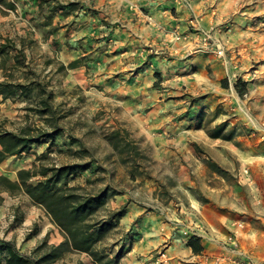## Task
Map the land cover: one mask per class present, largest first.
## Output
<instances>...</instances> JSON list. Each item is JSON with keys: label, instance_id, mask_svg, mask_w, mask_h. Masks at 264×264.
<instances>
[{"label": "rangeland", "instance_id": "1", "mask_svg": "<svg viewBox=\"0 0 264 264\" xmlns=\"http://www.w3.org/2000/svg\"><path fill=\"white\" fill-rule=\"evenodd\" d=\"M26 1H0V43L12 39L21 46L26 63L14 66L15 50L8 48L7 59L6 53L0 55V79L29 87L26 94L0 96V130L26 128L35 133L51 130L54 123L60 132L51 141L32 143L28 151L4 158L0 175L15 179L20 168L37 171L42 165L89 161V168L66 182L78 193L104 186L116 191L97 216L124 210L99 243L109 255L121 249L118 264L144 213L169 222V215L184 214L182 206H188L190 197L209 202L220 192L228 195L231 186L250 203L236 213L239 222H248L261 241L264 0H78L68 17L58 10L47 24L53 5L78 1L33 0L30 9ZM178 4L185 13L194 9L205 34L191 23V13L183 18L182 30L168 26L152 39H126L123 12L130 5V11L149 16L157 10L175 16ZM217 44L222 55L216 53ZM76 57L83 64L60 66ZM237 78L246 81L242 96L234 87ZM45 95L51 114L37 110ZM219 124L222 135L230 138L209 136L208 130ZM46 227L47 232L58 229L42 206L23 191L0 188L2 236L20 235L18 249L29 254L42 241L54 244L49 235H40ZM178 231L190 233L188 228ZM50 264L96 262L85 252L70 250Z\"/></svg>", "mask_w": 264, "mask_h": 264}, {"label": "trees", "instance_id": "2", "mask_svg": "<svg viewBox=\"0 0 264 264\" xmlns=\"http://www.w3.org/2000/svg\"><path fill=\"white\" fill-rule=\"evenodd\" d=\"M77 3L69 1L66 4L53 5L46 15V24L51 22L53 15L58 10L62 12V16H68ZM6 4L9 8L14 7L10 2ZM8 48L15 50L12 55V64L14 66H26L21 46H17L10 38H5L0 43V55L6 53L7 59L9 57L6 51ZM82 62L81 57H76L70 60L67 65L61 64L60 66L62 68H75L83 64ZM32 82L34 81L30 83ZM234 87L242 96L246 90V81L237 78ZM27 91H29L28 83L0 79V96L2 98L11 97L18 92L26 94ZM40 91L43 92L45 89L41 87ZM49 98V95L39 98L40 107L37 108L39 112L51 114ZM221 130L222 125L219 124L208 130V134L211 137L230 138V135H222ZM59 132L60 129L54 123H52L51 130L39 129L35 133H31L26 128L19 132L0 130V161L9 155L28 151L32 143L47 139L51 141L54 135ZM113 145L117 148L119 143L114 141ZM207 162L217 172L223 174V170L217 164L210 160ZM89 166V161L64 163L49 167L42 165L37 171H31L27 168L18 169L15 179L0 175V188L11 193L25 192L33 203L45 209L63 235V239L57 244H47L46 241L40 242L29 254L20 252L13 241L0 238V264H50L70 250L87 253L96 264H118L122 255L121 249L109 255L99 247V243L107 236L109 229L117 224L113 219L120 216L124 210L118 208L106 216H97L107 199L116 191L109 186H104L93 193H78L75 191L76 187L68 186L66 182L68 177L80 170L89 168ZM37 175L41 177L34 181L30 180L32 176ZM186 244L194 252L200 253L203 250L200 238L195 234L188 236Z\"/></svg>", "mask_w": 264, "mask_h": 264}, {"label": "crops", "instance_id": "3", "mask_svg": "<svg viewBox=\"0 0 264 264\" xmlns=\"http://www.w3.org/2000/svg\"><path fill=\"white\" fill-rule=\"evenodd\" d=\"M24 5L30 9L33 6V0H27ZM178 8L180 11L175 16L169 13L162 14L159 10L149 16L135 9L130 11L132 9L130 5V9L123 12L126 19L124 30L126 39L137 42L152 39L154 34L161 29L165 30L168 26L182 30L185 27L183 18L191 13L196 15V12L189 7L185 13L181 10V4H178ZM57 16L52 23H56ZM197 22V26L203 28L202 18H197ZM124 53L127 52L124 51ZM216 195V199L211 198L209 202L190 197L188 206H182L181 210L184 214L169 215L171 221L168 215L165 216L169 222H162L164 216L160 220L157 214L145 215L144 213L139 230L131 236V245L126 249L124 258L122 257L124 260L122 264H234L232 260L240 258L237 251L253 258L257 263L264 264V237L260 241L254 233V228L248 222L240 223L236 216L240 210H247L250 207L246 194L231 186L228 195L221 192ZM159 213L161 214L162 211ZM149 218L152 219L148 220ZM239 224L244 227H240ZM182 228L190 229V233L179 232L178 230ZM192 229H195L203 246L200 253L192 251L186 244ZM47 230L46 227L40 235H49L54 244L63 239L62 233L57 228L49 229V232ZM232 232H235L237 251L224 248L220 244ZM0 238L13 241L17 248L22 240L20 235L15 238L0 234ZM25 244H29V239L25 243L22 242V246Z\"/></svg>", "mask_w": 264, "mask_h": 264}, {"label": "built area", "instance_id": "4", "mask_svg": "<svg viewBox=\"0 0 264 264\" xmlns=\"http://www.w3.org/2000/svg\"><path fill=\"white\" fill-rule=\"evenodd\" d=\"M190 21H191L192 24H194L196 26L198 25L197 24L198 22H197V19H196L195 15H194V19H191ZM197 29L201 30L204 34L206 33V31H204V29L201 28V27L199 28L197 26ZM216 49H217L216 53L218 55H222L223 54V49L221 48V46L219 44H217ZM246 171L247 170L244 169V172H246ZM239 226H240V224H239ZM191 234H195L196 235L195 229L191 230ZM220 244L224 248H231V249L236 250L235 248L237 246V240L235 238V232L230 233L224 241L220 242ZM237 254L240 256V258L233 259L232 262L234 264H260V263H257L253 258L243 254L240 251H237ZM215 262L217 263V261H215ZM261 264H263V263H261Z\"/></svg>", "mask_w": 264, "mask_h": 264}]
</instances>
